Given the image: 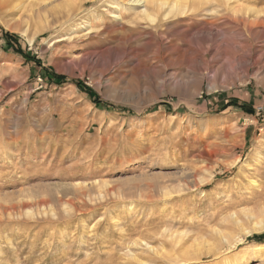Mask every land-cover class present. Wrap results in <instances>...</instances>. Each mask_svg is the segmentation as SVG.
<instances>
[{
    "label": "rangeland",
    "instance_id": "1",
    "mask_svg": "<svg viewBox=\"0 0 264 264\" xmlns=\"http://www.w3.org/2000/svg\"><path fill=\"white\" fill-rule=\"evenodd\" d=\"M148 2L0 8V264L259 263L264 0Z\"/></svg>",
    "mask_w": 264,
    "mask_h": 264
},
{
    "label": "bare ground",
    "instance_id": "2",
    "mask_svg": "<svg viewBox=\"0 0 264 264\" xmlns=\"http://www.w3.org/2000/svg\"><path fill=\"white\" fill-rule=\"evenodd\" d=\"M19 1H22V0H0V8H2V9H9L11 6H13V5H15L16 6V4H14V2H19ZM43 1H46V0H37V6H38V4H40L41 2H43ZM82 1V0H81ZM90 1V0H89ZM130 1H132L133 3H135V4H139V5H141V6H146L147 7V4L149 3L148 2V0H130ZM34 2V1H33ZM132 3V4H133ZM24 4V3H23ZM198 4V3H197ZM36 5V4H35ZM21 6V5H20ZM83 6V5H82ZM19 7V6H18ZM22 7V6H21ZM81 8V7H80ZM79 8V9H80ZM246 9H248V7L246 8ZM91 32V31H90ZM66 38H69V37H66ZM66 38H64V39H66ZM71 39V38H70ZM224 66L225 65H221V63H220V66H219V68L221 69V70H223L224 69ZM253 181V180H252ZM253 185H254V187L255 188H258V189H260V184L257 182V181H253ZM258 191V190H257ZM260 192V193H259ZM258 193L259 194H261V192H262V190L261 191H259ZM262 195H263V193H262ZM259 197H260V195H259ZM262 197V196H261ZM254 198V197H253ZM253 198H250V200H249V202H252V203H254L256 200L255 199H257L256 197H255V199H253ZM254 201V202H253ZM245 214H246V216L247 217H249V218H252L254 221H253V226H252V228H250V229H246L245 231H246V233H251L252 231H258V232H260V231H264V202L262 201V202H259V204H258V206L255 208V209H251V210H246V212H244ZM232 218H233V221L235 222V223H237V224H239L240 225V223L242 224V215H239V214H233L232 215ZM221 232V231H220ZM161 232H159V234H160ZM165 235V234H164ZM224 235V234H223ZM167 237V236H166ZM162 238V237H161ZM169 239V238H168ZM222 239H223V241H228V238L224 235V236H222ZM182 240V239H181ZM196 240H197V238H196ZM200 240V239H199ZM137 242V241H136ZM182 242H183V240H182ZM184 242H186L185 240H184ZM195 242V241H194ZM198 242V241H197ZM200 242H201V240H200ZM176 243V242H175ZM138 244V243H137ZM143 244V243H142ZM145 244V243H144ZM195 244V243H194ZM199 244V243H198ZM132 245V244H131ZM149 245V244H148ZM133 246H134V244H133ZM137 246H139V245H137ZM146 246V245H145ZM191 246H194V245H191ZM195 246H196V244H195ZM201 246H202V244H201ZM257 249L255 250V251H253L252 253L254 254L255 253V255L258 257V260H259V263H257L256 262V264H264V242H262V243H258L257 245ZM131 248V247H130ZM133 248H135V246L133 247ZM138 248V247H137ZM149 248H151V249H153L151 246H149ZM189 248V247H188ZM143 249H145V248H143ZM192 249V248H191ZM190 249V250H191ZM201 249V248H200ZM221 249V248H220ZM189 250V249H188ZM186 251L187 252V254L188 253H190L189 251ZM205 250H207L206 248H205ZM146 251H148V250H146ZM214 251V252H213ZM185 252V253H186ZM135 253V252H134ZM138 253V252H137ZM153 253V252H152ZM151 253V254H152ZM195 253V252H194ZM198 254H199V252H197ZM205 253V252H204ZM207 253H209V254H212V255H217L218 253H222V251H217V250H210V251H207ZM206 253V254H207ZM131 254H133V253H131ZM154 254V253H153ZM134 255V254H133ZM132 255V256H133ZM155 255V254H154ZM195 255V254H194ZM201 255V254H200ZM141 256H144L143 254H141ZM156 256V255H155ZM155 256H154V258H155ZM188 256V255H187ZM205 256V255H204ZM147 257V256H146ZM208 257V256H207ZM211 257V256H210ZM189 258H190V256H189ZM188 258V259H189ZM195 258H198V259H200L201 257L200 256H196ZM135 259H136V257H135ZM158 259V258H157ZM186 259H187V257H186ZM137 260V259H136ZM144 260V259H143ZM140 261V260H139ZM135 262V261H134ZM242 262V261H241ZM136 263V262H135ZM181 263V262H180ZM137 264H139V263H137ZM140 264H146L145 262H142V263H140ZM150 264V263H149ZM191 264V263H190ZM192 264H194V262L192 263ZM236 264H241L240 262H238V263H236Z\"/></svg>",
    "mask_w": 264,
    "mask_h": 264
},
{
    "label": "trees",
    "instance_id": "3",
    "mask_svg": "<svg viewBox=\"0 0 264 264\" xmlns=\"http://www.w3.org/2000/svg\"><path fill=\"white\" fill-rule=\"evenodd\" d=\"M6 36H8V37H12V35L9 34V33H6ZM14 37H15V36H14ZM61 78H62L61 76L58 77V79H61ZM83 90H84L85 92H87L88 94H90V93L92 92V90H91L90 88L85 87V86H84ZM159 107H160L159 105H156L155 107H153V109H158Z\"/></svg>",
    "mask_w": 264,
    "mask_h": 264
}]
</instances>
